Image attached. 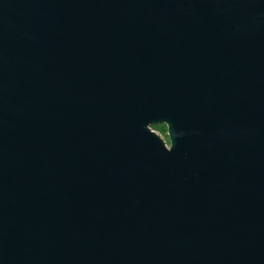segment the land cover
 Wrapping results in <instances>:
<instances>
[{"label": "water", "instance_id": "water-1", "mask_svg": "<svg viewBox=\"0 0 264 264\" xmlns=\"http://www.w3.org/2000/svg\"><path fill=\"white\" fill-rule=\"evenodd\" d=\"M0 264H264V0H0Z\"/></svg>", "mask_w": 264, "mask_h": 264}, {"label": "rangeland", "instance_id": "rangeland-1", "mask_svg": "<svg viewBox=\"0 0 264 264\" xmlns=\"http://www.w3.org/2000/svg\"><path fill=\"white\" fill-rule=\"evenodd\" d=\"M151 127L158 134H160L168 144L170 143V139H169V135H168V128H167V125L165 123L154 124Z\"/></svg>", "mask_w": 264, "mask_h": 264}]
</instances>
